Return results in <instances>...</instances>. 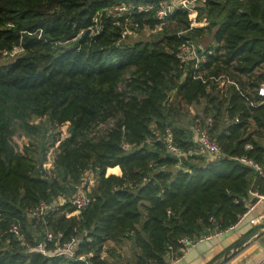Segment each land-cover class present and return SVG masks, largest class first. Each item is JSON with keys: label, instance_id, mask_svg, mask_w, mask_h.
I'll return each mask as SVG.
<instances>
[{"label": "trees", "instance_id": "16d2710c", "mask_svg": "<svg viewBox=\"0 0 264 264\" xmlns=\"http://www.w3.org/2000/svg\"><path fill=\"white\" fill-rule=\"evenodd\" d=\"M160 1L0 0V55L22 48L0 65V210L5 216L0 264H81L27 249L40 238L29 240L25 225L31 208L41 200L57 204L73 193L87 169L97 181L88 192L90 204L77 211L70 201L61 203L46 216V226L63 232L64 239L78 236L79 253H91L90 264H110L101 258L104 244L125 239L136 249L134 264H169L183 254L181 236L197 239L225 230L254 201L250 191L264 190V180L235 158L246 154L264 165V144L256 139L264 134V103L251 105L261 99L256 90L264 82L256 73L264 64V0H206L203 17L217 12L220 19L189 33L196 43L204 32L212 35L216 46H209L212 52L200 71L224 76L217 93L214 85L220 81L204 83L192 77V68L179 67L176 49L185 35L123 43L126 17L138 28L152 29L159 21L154 10L119 15L114 8ZM168 20L187 28L189 15L176 10ZM87 29L90 35L81 37ZM128 69H133V86L119 91ZM181 72L186 74L179 82ZM229 76L235 84L226 82ZM172 88L185 104L207 103L203 121L189 134L170 128L177 143L192 146L194 126L211 117L209 136L221 146V156L194 155L177 165L165 151L156 130L167 125L163 102ZM14 98L66 128L51 169L42 168L44 158L33 159L15 144L13 112L5 106ZM110 119L101 135H89ZM13 219L20 221L24 241L6 231Z\"/></svg>", "mask_w": 264, "mask_h": 264}, {"label": "built area", "instance_id": "2783aa9c", "mask_svg": "<svg viewBox=\"0 0 264 264\" xmlns=\"http://www.w3.org/2000/svg\"><path fill=\"white\" fill-rule=\"evenodd\" d=\"M197 2V3H196ZM206 5V0H161L158 4H148V5H138L137 7H132L129 5H119L115 8L119 15L124 13H130L132 9L136 11H148L154 10V16L158 21H163L168 19L171 14L176 10H181L189 15V24L185 28L184 32L188 33L185 35V39L179 44L176 49V59L178 60V65L182 70H187L192 68V77L194 79H200L202 82L208 81H219L224 76H205L204 73L200 71L203 63L206 61L207 54L211 53L210 49L202 48L195 40L189 36L194 28L199 24V10L201 7ZM130 20V29L138 27V23L132 22L129 17L124 20V28L121 32V37L124 38L128 33L129 29L125 26L126 21ZM96 21V19H95ZM180 36L179 34H177ZM22 51L20 46H14L11 51H2L3 55L15 56ZM229 83L235 84L233 81ZM257 94L261 98L259 102L253 103L251 105L256 106L258 104L264 103V85H259L257 87ZM235 118V122H237ZM212 118L208 117L206 119L205 125H195L193 129V145L189 147L180 146L174 136L173 131L165 127L161 132L156 130L159 139L163 142L165 151L176 158L177 165L181 164L183 160L189 158L190 156H203L205 159H214L223 154L221 146L209 136V126H211ZM251 144H247L245 149H251ZM239 162L252 168L255 173L264 180V165L255 160L253 157L246 154L235 157ZM91 169H87L80 182L74 184V190L70 198V203L75 210L81 211L85 209L91 202V198L88 194L87 180L89 176H93ZM250 195L254 198V201L247 204L246 210L242 213L236 223L229 226L222 231H214L209 234L200 236L197 239L191 238L189 236H181L178 239V243L181 246L180 250L183 252L193 246L195 243L203 240H207L213 235H218L224 231H229L234 229L241 221H243L249 213L254 209L256 205H261L263 207L262 212H260L256 217H251L248 219L249 224L258 225L261 224L264 227V190H251ZM55 202H47L45 200L39 201L33 208L28 212L31 218L41 222L43 224L42 237L35 242V244H26L27 249L31 251L38 252L45 257H59L64 260L70 261H80L81 264H90L88 256L90 254L79 253L80 238L76 235H72L67 239H64L63 232H54L46 226V216L52 210ZM5 219L4 213L0 210V221ZM6 231L13 236L20 239H24V233L20 221L11 220L8 222ZM24 241V240H23ZM170 256L172 255V248L169 247ZM175 259H171L173 261ZM256 264H264V257L260 259Z\"/></svg>", "mask_w": 264, "mask_h": 264}, {"label": "rangeland", "instance_id": "374dc122", "mask_svg": "<svg viewBox=\"0 0 264 264\" xmlns=\"http://www.w3.org/2000/svg\"><path fill=\"white\" fill-rule=\"evenodd\" d=\"M197 3V2H196ZM204 7H201L199 10V26H202L204 24H207L209 20L211 19H220V15L217 14V12L213 13L211 17L204 16L205 11L202 10ZM115 10V8H114ZM197 25V26H198ZM125 26L129 29L128 33L123 38V43L132 44L137 41L142 42H153L156 40H159L162 35L164 34H172L176 33L179 35H187L188 33L184 32L185 25L172 21V20H163L159 21V23L154 28H149L147 26H144L142 28H133L130 29V20L126 21ZM79 36V35H78ZM196 40L198 44L204 48L208 49L209 46H216V44L213 41L212 35L208 32H204L201 36L196 37ZM66 43H63L64 45ZM68 44V43H67ZM66 44V45H67ZM21 52V51H19ZM15 56L11 55H0V65L6 64L13 60ZM132 70L128 69L121 80L117 84V88L119 91H129L131 90L133 85H130L131 78H132ZM257 74H263L264 75V64L261 65L256 70ZM185 72L180 73V77L178 79L179 82L183 79L185 76ZM229 78V79H228ZM226 80L227 83L228 80L232 81L230 76ZM224 79V78H222ZM220 82L214 87H216L215 93H217L218 89H223V87H220L223 84ZM230 84V83H229ZM225 86L227 84H224ZM260 85H264V82H262ZM135 93H138V90H134ZM168 98L163 102L164 106V113L166 115V124L165 127L173 128V129H180V131H186L187 134H189L191 131L193 124L196 122L199 123V121H203V110L204 107L207 106L205 99H200L198 102H193L191 104H185L182 101H180L179 96L176 93V89L172 88L170 90H167ZM9 105L8 109H11L13 112V117L9 118L10 123L12 124L13 128V134L12 137L14 139L15 144L18 146L19 149L24 151L28 156L33 157V159H42L44 158L43 164L46 162H50L54 159V156L58 152V147L60 145V139H62L65 135H67V130L65 127H59L56 124L51 123L48 120L47 116H38L35 114L30 107L26 105V103L22 100H19L18 98H14L13 101H10L5 106ZM15 114V116H14ZM208 118V117H207ZM113 123V120L110 119L105 123H101L94 127V129L90 132V136L95 135H101L104 130H106L108 127H110ZM204 124H206V121L204 120ZM151 128L155 131L156 126L155 124L151 125ZM258 142L264 144V134H261L260 136H257L256 138ZM43 166V165H42ZM43 168V167H42ZM51 167L46 168L44 170H49ZM95 176L93 175V179ZM92 176L88 178L87 182H91ZM88 182V183H89ZM88 185V184H87ZM91 185L89 184V188L91 191ZM88 189V188H87ZM88 190V192L90 193ZM71 194L67 193L65 196L60 197L58 200V203L53 206L52 209H54L57 205L59 206L61 203H68L71 198ZM71 204V203H70ZM30 223V226L32 227L30 231L29 229H26L29 233L28 236L29 240L32 242L36 241L37 239L41 238L43 226L41 228V223L34 218L28 219L27 224ZM27 235V233H25ZM7 241L3 242V244H6ZM18 247L23 246V244H18ZM27 248V246H26ZM26 248L24 250H26ZM91 254V253H89ZM136 249L132 245L130 240L125 239L121 243H113V242H106L103 246L102 252H101V258H104L107 262L110 264H134L135 261V255Z\"/></svg>", "mask_w": 264, "mask_h": 264}, {"label": "crops", "instance_id": "0c3cea01", "mask_svg": "<svg viewBox=\"0 0 264 264\" xmlns=\"http://www.w3.org/2000/svg\"><path fill=\"white\" fill-rule=\"evenodd\" d=\"M211 47V46H210ZM43 169L53 167V160L43 164ZM87 188L90 191L96 187V177L90 180ZM263 207L256 205L249 215L241 221L234 229L213 235L207 240L199 241L185 250L177 259L169 264H213L226 257L224 264H256L264 257V227L261 224L251 225L248 219L256 217L262 212ZM30 216L27 215V221ZM25 229L31 230L30 223ZM247 238L239 247L236 244Z\"/></svg>", "mask_w": 264, "mask_h": 264}, {"label": "water", "instance_id": "95a60500", "mask_svg": "<svg viewBox=\"0 0 264 264\" xmlns=\"http://www.w3.org/2000/svg\"><path fill=\"white\" fill-rule=\"evenodd\" d=\"M90 33H91V29H87L81 37L88 36V35H90ZM246 239H247V238H244V239L240 240V241L236 244L235 248L239 247V246H240V245H241ZM225 262H226V257H224L222 260H220V261H218V262H215V263H213V264H224ZM82 264H84V263H82Z\"/></svg>", "mask_w": 264, "mask_h": 264}]
</instances>
